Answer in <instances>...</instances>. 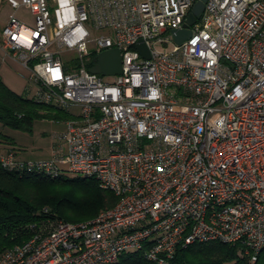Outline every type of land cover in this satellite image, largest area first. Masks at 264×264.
Listing matches in <instances>:
<instances>
[{
  "label": "built area",
  "instance_id": "obj_1",
  "mask_svg": "<svg viewBox=\"0 0 264 264\" xmlns=\"http://www.w3.org/2000/svg\"><path fill=\"white\" fill-rule=\"evenodd\" d=\"M199 1L8 0L33 24L10 16L3 61L28 71L34 100L69 118L51 160L21 161L13 150L0 154L1 166L94 178L117 201L91 220L57 221L6 250L0 264H117L137 252L169 264L179 247L210 242L241 246L256 264L264 250V0H207L190 37L176 43ZM113 49L122 74L103 76L97 55ZM66 52L77 55L65 63Z\"/></svg>",
  "mask_w": 264,
  "mask_h": 264
},
{
  "label": "trees",
  "instance_id": "obj_2",
  "mask_svg": "<svg viewBox=\"0 0 264 264\" xmlns=\"http://www.w3.org/2000/svg\"><path fill=\"white\" fill-rule=\"evenodd\" d=\"M67 117L61 110L13 92L0 77V123L4 126L31 131L36 120H63ZM3 141L12 140L0 133V142ZM50 183L74 185L77 195L61 198L53 209L44 211L39 208L41 202L33 197V191L36 186ZM80 196L86 200L79 202ZM116 201V197L100 188L94 178L65 175L51 178L38 173L9 171L0 164V253L7 247L25 243L33 234L52 230L59 220L85 222L81 220L87 219L90 213H83L82 209L87 206L102 209ZM90 216L93 219L94 215ZM239 248L220 242L193 243L179 247L169 264H248V257L240 254ZM117 264L156 263L137 252L123 255ZM256 264H264V250L259 253Z\"/></svg>",
  "mask_w": 264,
  "mask_h": 264
},
{
  "label": "rangeland",
  "instance_id": "obj_3",
  "mask_svg": "<svg viewBox=\"0 0 264 264\" xmlns=\"http://www.w3.org/2000/svg\"><path fill=\"white\" fill-rule=\"evenodd\" d=\"M18 16L28 24L32 23L31 15L28 12L20 11L18 13ZM92 35L97 36V33H94V31H92ZM76 55L77 54H74L73 52H66L63 54V61L65 63H68L71 61V59L76 57ZM5 66L7 68V72L5 73V75L9 77L8 81L13 85L12 87L14 88V91H19L17 93L23 96L33 95L35 90L30 95L26 92V87L28 85L29 78L28 71L21 65L15 63L7 64ZM5 78L8 79L6 76ZM115 79L116 78L114 77H105V81L109 83H113ZM78 112V109L73 110V113ZM64 130V120H36L33 124L31 131H21L12 129L0 123V133H3L6 137H9L13 141L12 143H14V146L20 150L18 157L27 162H41L51 160L55 155L58 145H60L57 136L63 133ZM0 146H2V144H0ZM77 191V187H75L74 185L50 183L41 186H36L33 191V197L39 202H41V206L39 207L40 209L51 210L53 209V205L57 200L64 197L68 198L70 197V195H77ZM80 198L81 199L79 200V202L86 200L85 197L80 196ZM113 205L114 204H112L110 207H112ZM107 208L95 209L91 206H87L82 210L83 213H90L95 217L97 214ZM89 215L87 219L81 221H86L90 219L91 216L89 217ZM79 222L76 221V223ZM10 247L4 249V251L0 253V257ZM239 247V253L245 255V249H242L241 246ZM248 264H250V262Z\"/></svg>",
  "mask_w": 264,
  "mask_h": 264
},
{
  "label": "water",
  "instance_id": "obj_4",
  "mask_svg": "<svg viewBox=\"0 0 264 264\" xmlns=\"http://www.w3.org/2000/svg\"><path fill=\"white\" fill-rule=\"evenodd\" d=\"M206 1L207 0H200L196 4L193 9V13L188 18L186 29L184 31L175 32L176 43L180 44L190 37L191 32L189 28L196 23L197 17H199L203 13ZM137 49L143 56L149 58L148 50L143 43H140L137 46ZM96 63L98 64L103 76H114L122 74V58L121 52L118 49L108 50L98 54Z\"/></svg>",
  "mask_w": 264,
  "mask_h": 264
},
{
  "label": "crops",
  "instance_id": "obj_5",
  "mask_svg": "<svg viewBox=\"0 0 264 264\" xmlns=\"http://www.w3.org/2000/svg\"><path fill=\"white\" fill-rule=\"evenodd\" d=\"M20 11H24V12H28L29 13V11L27 10V9H25V8H20V9H18L16 12H15V10L14 9H12V7L9 5V3H8V0H0V35H1V32H2V29L7 25V23H8V21H9V18H10V16L13 14V13H15V15L22 21V22H24V23H26L22 18H20L19 16H18V13L20 12ZM30 14V13H29ZM32 18V17H31ZM27 25H29V26H31L32 24H33V19H32V23L31 24H28V23H26ZM0 77H1V79L3 80V82L6 84V86L9 88V89H11L13 92H15V93H17V92H19V91H14V88L12 87L13 85L8 81L9 80V77L7 76V75H5V73L7 72V68H6V66L5 65H7V64H11V63H15V64H19V63H17V62H15L14 60H12V59H7V61L6 62H4L3 61V58H2V52L0 51ZM20 65V64H19ZM5 76L8 78V79H6L5 78ZM28 86H29V83H28V85H27V87H26V92L30 95V94H32V90H29L28 89ZM31 92V93H30ZM17 94H19V93H17ZM20 95V94H19ZM28 97H30V98H32L33 99V95H31V96H28ZM50 107V106H49ZM51 108H54V107H51ZM54 109H58V108H54ZM59 110V109H58ZM62 112H64V111H62ZM65 113V112H64ZM67 115V114H66ZM68 116V115H67ZM69 118V116L66 118V119H63L64 120V122H66V120ZM65 128H66V124H65ZM0 144H2V146H0V154H4V153H7V152H9V151H13V150H15V152H16V156H17V159L18 160H21V161H24V160H22V159H20L19 157H18V154H19V149L17 148V147H15L14 146V143H12V141H7V142H5V141H3V142H0Z\"/></svg>",
  "mask_w": 264,
  "mask_h": 264
}]
</instances>
